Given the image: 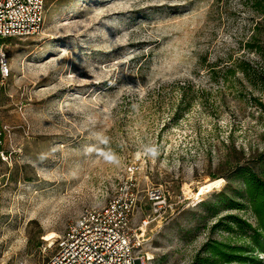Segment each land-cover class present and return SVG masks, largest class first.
<instances>
[{
	"label": "rangeland",
	"instance_id": "374dc122",
	"mask_svg": "<svg viewBox=\"0 0 264 264\" xmlns=\"http://www.w3.org/2000/svg\"><path fill=\"white\" fill-rule=\"evenodd\" d=\"M252 2L45 0L38 34L0 38V158L17 175L0 189V264L46 261L44 236L106 204L130 165L131 221H148L136 264H227L213 242L248 244L236 168L264 180V13Z\"/></svg>",
	"mask_w": 264,
	"mask_h": 264
},
{
	"label": "built area",
	"instance_id": "2783aa9c",
	"mask_svg": "<svg viewBox=\"0 0 264 264\" xmlns=\"http://www.w3.org/2000/svg\"><path fill=\"white\" fill-rule=\"evenodd\" d=\"M44 8L45 0H0V38L38 34L44 25ZM8 75L9 64L0 46V79ZM137 168L128 167L130 181L120 186L106 204L85 208L69 222L54 239V252L41 264H135L139 235L148 224L147 220H141L135 226L131 221L137 198L132 175ZM148 196L156 201L161 192L151 188Z\"/></svg>",
	"mask_w": 264,
	"mask_h": 264
},
{
	"label": "trees",
	"instance_id": "16d2710c",
	"mask_svg": "<svg viewBox=\"0 0 264 264\" xmlns=\"http://www.w3.org/2000/svg\"><path fill=\"white\" fill-rule=\"evenodd\" d=\"M254 9L264 13V0H253ZM241 72H245L244 69ZM16 165L10 167L8 162L0 158V189L9 187L12 180L17 178ZM236 175L239 177L242 184V198L249 206L255 225L244 223L248 232V244L240 245L238 248L232 247L229 243L213 242L208 252L212 257L221 260L224 263L231 264H261L257 258L258 253H264V180H262L256 172L250 169H243L238 166ZM219 201L230 206V201L224 194L220 195ZM200 205L203 204L199 203ZM230 225L239 227L242 223L241 219L234 214L226 215L225 218ZM244 222V221H243ZM242 228V227H241ZM244 251L248 252L243 256Z\"/></svg>",
	"mask_w": 264,
	"mask_h": 264
},
{
	"label": "bare ground",
	"instance_id": "6f19581e",
	"mask_svg": "<svg viewBox=\"0 0 264 264\" xmlns=\"http://www.w3.org/2000/svg\"><path fill=\"white\" fill-rule=\"evenodd\" d=\"M219 180H212V181H209L203 185H201L198 189V193H195V196H197L198 194H203L205 192H208V190L210 191L212 185L215 183V182H218ZM188 191V190H187ZM188 193H190V191H188ZM56 233L53 231V232H48L45 236H44V239L49 242V245H52L54 243V238L56 237Z\"/></svg>",
	"mask_w": 264,
	"mask_h": 264
},
{
	"label": "water",
	"instance_id": "95a60500",
	"mask_svg": "<svg viewBox=\"0 0 264 264\" xmlns=\"http://www.w3.org/2000/svg\"><path fill=\"white\" fill-rule=\"evenodd\" d=\"M137 263V261L135 262V264Z\"/></svg>",
	"mask_w": 264,
	"mask_h": 264
}]
</instances>
